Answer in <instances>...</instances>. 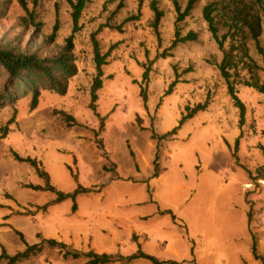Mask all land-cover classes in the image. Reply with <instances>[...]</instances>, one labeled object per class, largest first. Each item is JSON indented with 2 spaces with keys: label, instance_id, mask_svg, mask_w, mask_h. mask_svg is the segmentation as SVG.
Listing matches in <instances>:
<instances>
[{
  "label": "rangeland",
  "instance_id": "374dc122",
  "mask_svg": "<svg viewBox=\"0 0 264 264\" xmlns=\"http://www.w3.org/2000/svg\"><path fill=\"white\" fill-rule=\"evenodd\" d=\"M153 1L163 13L158 34ZM186 1L177 0L181 10ZM211 2L221 14L219 35L234 11L249 21L256 12L262 18L258 46L248 32L246 38L257 67L239 62L230 70L245 106L242 123L218 68L222 50L202 16ZM25 3L26 9L18 0H0V44L50 57L73 34L77 71L63 94L41 88L34 109L30 92L0 103V252L12 255L39 243L40 250L11 264H87L88 258L65 255L43 240L58 230L56 239L81 252L129 254L138 244L180 264H264V93L244 85L264 83L262 9L251 0H199L176 21L173 0H84L73 32L70 0ZM176 31L179 37L193 31L196 38L172 46ZM94 39L106 54L95 101L99 116L89 107ZM5 83L0 71V92ZM183 117L174 133L158 137ZM13 153L34 159L56 189L69 192L80 184L93 191L78 194L74 210L70 198L43 210L55 193L29 187L44 180ZM168 208L173 222L170 214L151 221ZM139 261L129 264H151Z\"/></svg>",
  "mask_w": 264,
  "mask_h": 264
},
{
  "label": "trees",
  "instance_id": "16d2710c",
  "mask_svg": "<svg viewBox=\"0 0 264 264\" xmlns=\"http://www.w3.org/2000/svg\"><path fill=\"white\" fill-rule=\"evenodd\" d=\"M23 8L26 9L25 0H18ZM199 0H187L185 7L181 10L180 5L177 0H173L174 8L177 13L176 21L183 20L186 16H188L191 10L194 8L195 4ZM264 0H251L252 4H256L260 9H262V14L264 16V7L261 5V2ZM70 4L72 6V22H73V32L78 28V19L81 13V10L84 6V0H76L71 1ZM152 9L154 11V19L152 22V26L155 32L158 34V23L162 16V11L156 6L153 1ZM263 7V8H261ZM216 6L214 2L208 3L202 8V16L208 25V30L212 34V37L218 44V47L222 50V59L218 65L221 76L224 78L227 88V93L233 101L234 106L239 109V117L240 123L243 122L245 106L243 102L237 95L236 89L234 87L233 81L230 80L231 77V69H237V64L239 62L243 63L242 67L256 68L257 64L252 59L248 52V48L246 45L247 32L251 35V38L255 40L256 45L258 46V35L262 30L261 25V17L256 12V14L252 15L254 19L249 21L246 17H243L237 11L231 13V15L225 20V24L227 26L226 31L219 35L218 25L219 22L218 16L221 17L220 11L215 12ZM235 15L238 17L235 18ZM223 16V14H222ZM264 20V18H263ZM56 25L53 28V31L47 38V42H52L55 33H56ZM176 38L172 41V46L176 44V42H183L186 40H194L196 38V33L193 31H189L186 35L179 37L178 32H175ZM72 37L73 34H70L66 38V45L55 55L50 57H43L38 52L32 53H23L16 50L14 47H9L5 44H0V71H2L6 75V83L4 85L3 90L0 92V103L3 104L5 100L9 99V101L5 103H11L15 96L22 95L27 92L31 93V101L30 108L34 109L37 105L38 97L40 94V89H50L59 94H63L66 89V84L68 78L73 76L76 71V65L74 63V58L71 53L72 49ZM229 38V45L226 49L223 44L224 41ZM94 46V61L96 68V75L94 76L91 88H90V103L89 107L92 109L93 113L96 116H99L96 111L95 101L97 99V90L101 87V75L102 69L101 66L105 64L106 54H100L97 46V41L93 40ZM238 58V59H237ZM148 78V67L143 71L142 80L147 81ZM172 85V84H171ZM244 85L252 86L256 88L259 92L264 93V83H258L257 81L249 82L244 81ZM171 87L166 91V94L170 92ZM143 101L145 102L146 96L144 92H141ZM207 105V102L198 103L195 107L192 108L191 112L187 117H191L195 112L203 110ZM59 113L64 117L65 121L71 125L75 123V120L72 115L59 111ZM102 117H100V120ZM185 117L179 120V123L172 130L163 133L158 136L159 138H163L167 134L174 133L178 127L183 123ZM14 158L18 161H25L32 165L37 173V175L44 180V185H29V187L33 189H42L54 192L56 197L45 203L41 206V209L45 210L47 205H50L55 202L62 201L63 199L70 198L72 203V210L75 209V197L81 193H89L92 192V187H85L80 184L69 192H64L50 183L49 177L46 171L39 167V164L30 157H21L17 153H13ZM160 214L168 213L171 215L172 220L175 218L171 209L160 210ZM50 246H57L65 250V255H70L73 258H77L79 256H84L88 258L87 264H109L113 262H120L122 264H128L134 259L144 258L146 260L151 261L153 264H179L178 261L175 260H159L155 256L143 252L139 247L138 249L130 254H120V253H97L93 250L81 252L74 249H70L63 242L57 241L53 238L43 239ZM41 244H26L25 248L21 251H18L14 254H8L6 251L2 250L0 252V260H7L8 263H15L20 261L21 259L27 258L34 252L40 250ZM255 254V249H253Z\"/></svg>",
  "mask_w": 264,
  "mask_h": 264
},
{
  "label": "crops",
  "instance_id": "0c3cea01",
  "mask_svg": "<svg viewBox=\"0 0 264 264\" xmlns=\"http://www.w3.org/2000/svg\"><path fill=\"white\" fill-rule=\"evenodd\" d=\"M158 214L159 215H157V216H152L153 218H151V221L153 220V221H159V220H161V219H163V218H165L166 219V221L168 220V216H164L165 214H168V213H164V214H160L159 213V211H158ZM170 218H171V215H170ZM171 222H173V220H172V218H171ZM58 231V230H57ZM57 231H56V236H58L57 235ZM136 235V234H135ZM50 237H47V238H53V239H55V240H57V241H60V240H62L60 237H58V239H56L57 237L55 236V235H49ZM150 238V237H149ZM44 239H46V238H44ZM151 239V238H150ZM60 242H63V241H60ZM64 243V242H63ZM66 244V243H65ZM155 246H156V241H155ZM157 248V247H156ZM138 249V244H137V246L136 247H134V250H132V252H130V253H133V252H135L136 250ZM158 249V248H157ZM142 250V249H141ZM89 251V250H88ZM143 252H145V253H148V254H151V255H153V256H155L156 258H158L159 260H168V259H162V258H159L158 257V255L157 254H154V253H149V252H147L146 250H142ZM96 252V251H95ZM97 253H102V252H97ZM107 253V252H106ZM129 253V254H130ZM121 254V253H120ZM123 255H126V254H123ZM139 260H146V259H144V258H137V259H134L133 261H131V262H140ZM169 260H174V259H169ZM146 261H148V262H150L151 264H153L151 261H149V260H146ZM176 261V260H175ZM130 262V263H131ZM179 262V261H178ZM114 263V262H113ZM129 264V263H128ZM163 264H167V263H163ZM179 264H180V262H179Z\"/></svg>",
  "mask_w": 264,
  "mask_h": 264
}]
</instances>
